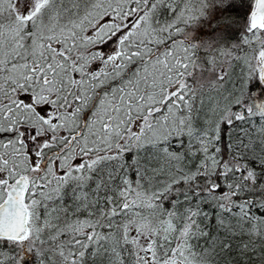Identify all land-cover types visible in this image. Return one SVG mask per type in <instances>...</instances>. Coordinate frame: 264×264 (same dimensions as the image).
<instances>
[{
    "label": "snow or ice",
    "instance_id": "1",
    "mask_svg": "<svg viewBox=\"0 0 264 264\" xmlns=\"http://www.w3.org/2000/svg\"><path fill=\"white\" fill-rule=\"evenodd\" d=\"M0 264H264V0H0Z\"/></svg>",
    "mask_w": 264,
    "mask_h": 264
}]
</instances>
